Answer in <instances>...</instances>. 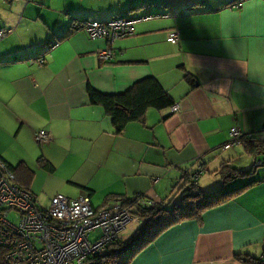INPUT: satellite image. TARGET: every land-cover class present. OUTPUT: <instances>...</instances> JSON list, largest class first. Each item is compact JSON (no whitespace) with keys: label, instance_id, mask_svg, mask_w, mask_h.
I'll use <instances>...</instances> for the list:
<instances>
[{"label":"crops","instance_id":"obj_1","mask_svg":"<svg viewBox=\"0 0 264 264\" xmlns=\"http://www.w3.org/2000/svg\"><path fill=\"white\" fill-rule=\"evenodd\" d=\"M230 2L0 0V158L33 171L29 191L38 204L44 178L67 198L92 191L98 209L134 196L169 206L179 201L183 171L197 172L209 193L222 186L221 166L251 168L241 146H221L232 127L264 139V0L234 9ZM119 14L139 19L132 35L110 41L92 39L81 27L70 31ZM172 32L174 44L167 41ZM104 50L112 53L109 61L99 57ZM151 76L178 111L149 109L144 125L129 123L116 135L103 109L90 104L87 85L113 94ZM38 129L50 137L44 148L35 143ZM39 154L52 171L38 166ZM257 169L260 181L244 194L207 211L200 223L169 228L130 264H241L236 254L259 256L264 166Z\"/></svg>","mask_w":264,"mask_h":264},{"label":"built area","instance_id":"obj_2","mask_svg":"<svg viewBox=\"0 0 264 264\" xmlns=\"http://www.w3.org/2000/svg\"><path fill=\"white\" fill-rule=\"evenodd\" d=\"M244 1L233 0L228 7L239 8ZM138 20L116 16L102 23L84 22L81 27L92 39L112 41L131 35ZM2 34L0 30V36ZM177 40L176 32L167 37L170 43ZM99 57L108 61L112 53L104 50ZM43 61L39 59L38 63ZM172 110L176 111L178 107L174 106ZM237 134L231 129V136ZM35 138L44 144L50 142L47 131H40ZM7 170L0 161V264H84L88 255L107 253V246L117 240L128 223L134 220L135 208L151 209L155 206L152 199L137 196L130 206L115 203L98 209L93 208L85 196L67 198L56 194L49 207L41 209L33 195L16 184ZM10 211L19 214L17 223L8 220ZM93 232L100 235L91 240L89 237Z\"/></svg>","mask_w":264,"mask_h":264},{"label":"trees","instance_id":"obj_3","mask_svg":"<svg viewBox=\"0 0 264 264\" xmlns=\"http://www.w3.org/2000/svg\"><path fill=\"white\" fill-rule=\"evenodd\" d=\"M232 1L233 0H231V2ZM116 16L124 17L123 14ZM83 23L84 22H79L80 26H71L70 31L80 28ZM86 93L90 104L100 106L105 115L111 119L116 135H121L129 123H139L144 125L146 114L149 109H154L159 112L169 110L171 113L178 111L172 110V107L177 105L162 84L152 76L144 77L135 81L127 89L119 93H101L90 85H87ZM165 118L166 117H162L161 120H164ZM231 129H235L238 134L236 136H231ZM40 131L46 130L38 129L34 133V137ZM228 135V140L221 146V148L228 149L235 146H241L245 154L250 156L253 160L251 168L242 171L233 169L228 172V167L225 168L224 166H221L217 174L220 175L222 186L209 193H205L200 187L196 179L197 172L189 173L183 171L178 180V191L180 192L178 203L169 204V206L163 203H155V206L151 209L138 206L134 209V213L138 216L137 220L140 223L132 235L125 241H121L117 238V240L107 246V253L103 256L100 254L88 255L84 264H130L135 257L147 246L153 243L161 233L185 221L193 220L200 223L203 215L207 211L226 205L244 194L253 185L257 184L260 181V178L255 170H258V167L264 166V139H259V137H256L252 132L241 133L236 127L230 128ZM35 143L41 148L49 145V143H41L36 138ZM225 145H228V147L225 148ZM0 161L5 165L6 169H8L7 171L13 175V181L21 188L30 192L29 183L33 179V171L23 162L13 165L7 163L2 158H0ZM37 164L40 168L47 171L53 170L52 166L49 162L43 159L41 154L38 155ZM245 180L247 182L244 183L243 181ZM30 193L33 195L34 201L39 207L36 196L32 192ZM91 194L92 191H88L87 196H81H85L89 199L88 196H91ZM107 196L109 197L108 199H110V196L113 195L109 194ZM136 197L137 196H134L129 200H123L122 203L132 205ZM115 203L120 202L116 201ZM91 206L95 208L92 204ZM8 220L12 223L18 222L12 220L9 214ZM262 240L264 243V236ZM235 258L238 259L241 264H264V251L259 256L253 254H236Z\"/></svg>","mask_w":264,"mask_h":264},{"label":"rangeland","instance_id":"obj_4","mask_svg":"<svg viewBox=\"0 0 264 264\" xmlns=\"http://www.w3.org/2000/svg\"><path fill=\"white\" fill-rule=\"evenodd\" d=\"M3 2H8L9 0H2ZM7 152L10 154V149L9 147H5ZM24 152H25V149H22ZM25 154L30 158L32 159V157H30V154L32 153H26ZM53 179H55V185L56 187L58 186V181H59V178H60V174H55L53 177ZM52 178H48V179H52ZM42 180V177L38 178L37 179V182L40 183ZM249 180V179H247ZM244 183L247 182L246 180L243 181ZM54 182L52 181H49L47 179L44 178L43 180V183L40 187V189L38 190V201H39V207L40 208H48L49 205H50V198L52 197V192H55V186L53 185ZM42 190V191H41ZM57 190V188H56ZM59 192V193H58ZM57 193L58 194H61L62 195H67L69 196L68 194L64 193L63 191H58ZM56 194V192H55ZM54 194V195H55ZM92 203L96 206V205H99L100 202H99V198L98 197H94ZM124 205L126 206H130L129 204H126L124 203ZM9 215H10V218L12 220H14L15 222L18 221V213L14 212V211H10L9 212ZM139 225V221L136 219L132 222H130L126 227L125 229L120 233V235H118V238L121 240V241H125L128 239V234L130 232H132L133 230H135ZM100 235L99 232H93L92 234H90V239L93 240L95 239L96 237H98Z\"/></svg>","mask_w":264,"mask_h":264}]
</instances>
